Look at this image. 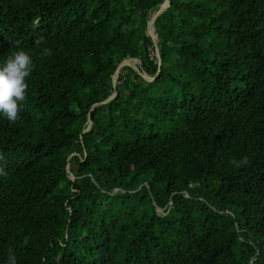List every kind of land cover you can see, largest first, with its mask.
Here are the masks:
<instances>
[{
    "label": "trees",
    "instance_id": "obj_1",
    "mask_svg": "<svg viewBox=\"0 0 264 264\" xmlns=\"http://www.w3.org/2000/svg\"><path fill=\"white\" fill-rule=\"evenodd\" d=\"M165 2L0 0V264H264V0Z\"/></svg>",
    "mask_w": 264,
    "mask_h": 264
},
{
    "label": "clouds",
    "instance_id": "obj_2",
    "mask_svg": "<svg viewBox=\"0 0 264 264\" xmlns=\"http://www.w3.org/2000/svg\"><path fill=\"white\" fill-rule=\"evenodd\" d=\"M50 54V49L44 50V55ZM33 69V58L22 48L0 61V117L9 122L17 121L25 107L28 78ZM243 162L233 161L236 166ZM5 264H18L16 255L9 253Z\"/></svg>",
    "mask_w": 264,
    "mask_h": 264
},
{
    "label": "water",
    "instance_id": "obj_3",
    "mask_svg": "<svg viewBox=\"0 0 264 264\" xmlns=\"http://www.w3.org/2000/svg\"><path fill=\"white\" fill-rule=\"evenodd\" d=\"M169 5H170V0H166L165 3L159 5V7L157 9H154V10H152L150 12L149 20H148V34L150 35V37L153 40V44H154V47H155V54H156V57H157V62H158V66L159 67L161 66V58H160V55H159V47H158L159 39H158L157 33L155 31V20H156L157 17H159L169 7ZM131 62L134 63V64L140 63V61L136 60V59H128V60H125V61L121 62L120 65L118 66V68L116 69L115 74L113 75L112 84H113V88L114 89L116 88L117 79L119 77L121 69L124 66L130 65ZM134 68L136 70H139L141 75H142V77L145 78L146 80L151 81V80H153L155 78V76L151 77L148 74H146L145 72H142L136 65H134ZM115 93L116 92L114 91V93L107 100L94 105L91 108V111H93L96 107H99V106L104 105L105 103L109 102L114 97ZM91 127H92V121H91V119H90V117L88 115L87 126L83 130L82 134L87 133L91 129ZM68 170H69V167L67 168V171ZM158 210L160 211V209H158Z\"/></svg>",
    "mask_w": 264,
    "mask_h": 264
}]
</instances>
